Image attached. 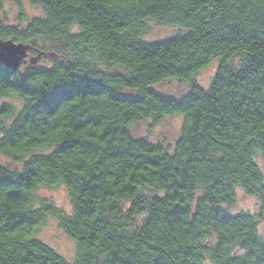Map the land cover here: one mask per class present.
Instances as JSON below:
<instances>
[{
	"label": "clouds",
	"instance_id": "obj_1",
	"mask_svg": "<svg viewBox=\"0 0 264 264\" xmlns=\"http://www.w3.org/2000/svg\"><path fill=\"white\" fill-rule=\"evenodd\" d=\"M190 2L191 0H91V3L88 0H0V41L31 44L33 49L39 48L41 53H54L51 59H42L40 56L36 60V64L47 71L33 72L32 52H29L19 60L9 77L19 79L23 75V83L36 90L37 94L25 95L28 92L21 90L19 93L12 92L13 96L20 95L22 104L12 113L13 118L7 114L0 117V137L11 134L14 122L29 114L25 132L18 136L19 143L23 145L27 141L29 147L18 161L9 163V158L6 157L0 160V164H4L15 176L26 170V161L32 167L48 162L32 159L33 153H43L53 154L49 161L63 168H70L69 158L58 150L61 143H71L74 136L85 141L93 139L113 121H118L122 128L127 129V134L117 132L106 136L103 141L95 140V144L99 145L95 152L82 151L76 145L70 148L73 159L77 162L80 159L85 161V179L88 171H98L101 168H111L113 173L103 180L106 181L104 187L112 188L115 195L105 198L103 191L97 193L94 214L77 215L79 193L74 192L71 186H66L71 193L67 198L71 203L66 201L56 206L51 199H42L41 189L36 186L25 188L26 199L22 200L26 202L19 209H12L19 212L39 209L43 213V220L54 216L64 225L67 229L63 232L64 243L56 248L62 264H81V256L85 252L92 253L93 260L97 262L105 257L111 259L113 253L120 259H125L129 257V249L136 252L141 264H153L155 258L161 255V250L168 253V264H264V141L257 138V142L247 143L256 138L258 131H264V120L253 115L244 123V119L237 114L243 113L245 108H252L251 104L246 103L237 113H232L233 119L240 120L241 127L228 129L227 134L217 138L233 144L234 150L223 149L219 144H213L207 150V155L213 158L221 155L243 158L240 173L228 177L232 186L223 191L212 192L209 188L211 181L189 169V174L194 179L191 195L181 192L185 197L183 202L193 208L196 197L205 191L212 192L213 199L206 200L205 204L219 205L231 214L250 213L249 227L240 228L239 231H226L210 221L198 224L187 235H183L187 225L183 221L170 222L171 218L166 219L163 215L145 226L152 197H164L165 193H171L175 182L183 178L182 171L172 169L161 176L164 163L169 162L165 152L174 157L171 164L184 169L187 167L186 161L193 154V148L199 146L196 143L198 135L205 133V121L197 119V112H203V101L177 109L167 105L162 97L179 98L196 88L212 91L215 87L213 81L218 74L241 72L250 63V54L264 51L245 36L250 32L264 35V0H226L223 7L214 5L211 0H203L195 12L188 14L186 10ZM39 17H44L45 22L38 23L34 19ZM8 25H15V29L5 30L4 26ZM232 25L239 26L242 29L241 36L245 38L226 36L229 31L226 26ZM117 36H127L143 43L158 42L160 46L151 55H137L130 48L117 43ZM158 64L167 65V70L158 69ZM262 77L264 65L245 84L248 88L258 86L259 91L252 94L264 98V83L260 82ZM83 83L98 91L89 94L74 92L51 113L32 112V106L37 103L41 91H51L57 85L78 87ZM3 85L0 82V87ZM149 89H155L160 95H153ZM3 91L8 93L11 89L4 88ZM112 93L134 94L143 97V100L134 105L118 103L113 99ZM2 98L8 99V96L4 95ZM89 115L102 118L103 123L99 128H94L91 123L76 126ZM33 119L36 121L35 125ZM254 124L256 128H253ZM52 126L60 127L59 137L40 143L43 139L41 132ZM85 133L90 135L85 136ZM137 137L161 146L148 153L158 159L163 157L158 166L138 168L137 161H132L131 166H124L117 160H105L102 165L96 164V160L106 150L125 147ZM178 139L181 140L179 145L176 143ZM34 160L36 164L32 163ZM249 161L255 162L260 173L259 179L251 180V183V178L244 179L248 175L244 166ZM129 176L134 178L129 179ZM113 181L116 183L113 184ZM125 184H135V187L124 191ZM246 188L251 191H246ZM5 191L0 189V195ZM113 202H116V207L110 209L109 205ZM177 202L172 200L162 207L171 208ZM141 205L143 211H137ZM101 215H106L113 221L116 231L123 232L125 238L119 241L109 239V228L97 233L94 239L89 238L83 221L91 224ZM190 217L191 212L183 219ZM66 218L77 220V224L66 226L63 223ZM252 220L258 223L252 226ZM137 232H140L143 239L135 235ZM68 233L72 235L69 236ZM220 233L228 235L229 240L217 249L215 246ZM12 235L14 234L0 231V256H12L18 260L24 252L20 250L16 240L10 238ZM253 236L256 243L250 239ZM189 247L191 254L185 255L184 250ZM12 264H16V261H12ZM114 264H119V261H114Z\"/></svg>",
	"mask_w": 264,
	"mask_h": 264
},
{
	"label": "trees",
	"instance_id": "obj_2",
	"mask_svg": "<svg viewBox=\"0 0 264 264\" xmlns=\"http://www.w3.org/2000/svg\"><path fill=\"white\" fill-rule=\"evenodd\" d=\"M48 2V0H45ZM214 5L223 7L226 0H211ZM91 3V0H88ZM203 3V0H191L188 4V9L186 10L188 14L195 12L196 7ZM203 11V9H201ZM211 16V13H209ZM37 22H45L44 17L34 18ZM5 30L15 29V25L4 26ZM229 31L226 36H231L235 38L241 36L242 29L237 25L226 26ZM247 39H252L255 46L264 50V35H257L256 32H250L245 34ZM241 36V38H245ZM117 43L124 47L130 48L132 51L136 52L137 55L143 53L144 56L151 55L156 48L160 46L158 42L143 43L135 41L134 39L128 38L127 36H117ZM29 48L26 50L27 54L33 51L35 54L31 56L32 60V71L33 72H45L47 71L43 66L37 65L36 60L41 56L42 59H51L54 53H41L40 49H33L31 44H28ZM26 54V56H27ZM143 58V56H141ZM250 63L246 65L241 72L237 73H220L216 80L213 81L215 87L212 91H203L202 89L196 88L193 91L187 92L184 96L176 98L173 96H164L162 99L167 105L173 108L183 109L184 107H189L197 101H203V112H197V119L204 120L205 133L198 135L197 144L198 147L193 148V154L190 156L189 160L186 161L187 167L184 169H178L176 165L171 164L170 161L174 158L165 152L168 156L169 162H165L161 169V176L169 171L178 170L183 172V178L181 181L175 182V187L171 193H165L164 197L153 196L149 202V215L145 218V226L150 224L154 219H159L163 215L166 219L171 218L170 222L183 221L187 228L184 229L183 235H187L193 228L198 224H204L210 221H214L215 225L218 227L225 228L226 231L229 229L234 231H239L240 228L249 227L248 221L251 220V214H231L224 210L219 205H208L205 204L206 200L213 199L212 192L223 191L226 187H231V183L228 177L236 175L241 171V164L244 163L241 157H227L221 155L219 157L213 158L207 155V150L213 144H219L221 148L226 150H234V146L228 143L227 140H218L217 138L221 135L227 134L228 129H237L241 127L240 120L233 119L232 113H237V110L242 106L247 104L253 105L252 108H245L243 113H237L244 119V123H247V119L251 116H256L260 120H264V98L256 97L252 93L259 91V87L248 88L245 81L249 77L261 69V65H264V51L259 53L250 54ZM16 68V67H15ZM15 68L7 66L0 63V82L4 85L0 87V98L4 95L13 96L12 92L19 93V90L25 95H36V90L28 88L24 83V76L22 75L19 79H10L9 77L15 71ZM158 69L167 70L168 66L164 64H158ZM135 79V76H133ZM261 83H264V77L261 78ZM14 87V88H12ZM4 88H10L11 91L5 93ZM17 88V89H15ZM98 91L97 88L83 83L81 86H62L57 85L51 91L39 93V99L37 103L32 106V112H48L51 113L55 107L62 101L72 96L74 92L81 94H89ZM153 95H160L155 89L148 90ZM22 104L20 95L14 96ZM113 99L118 103L125 104H136L143 100V97L136 96L134 94L121 95L117 93H112ZM15 108L12 103H1L0 104V117L7 114L10 118ZM30 118L29 114H25L22 119L14 122V127L11 134H6L0 137V153H3L9 158H13L18 161L23 155L27 147H29L28 142L21 145L19 143V135L25 132V123ZM26 121V122H25ZM33 124L36 121L33 119ZM86 123H91L94 128H99L103 123L102 118L89 115L84 121L77 123V127H82ZM256 128V125H253ZM210 129V130H209ZM81 129H77L80 131ZM61 129L59 126L48 127L41 132L43 137L40 143L45 141L55 140L59 137ZM119 132L121 135L127 134V129L122 128L118 121H113L108 126L100 132L99 136H95L93 139L81 140L78 136H74L71 143L65 141L58 146L59 151H63V155L68 157V162L71 164L70 168H63L51 162L53 154H43V153H33L32 159L41 160L44 163H40L37 167L28 166V161L25 162V171L21 173H16L13 176V172L8 169L4 164H0V189H5L3 195H0V231H5L9 234H14L10 238L15 239L20 247V250L24 252L23 256H20L18 260L16 257L0 256V264H12V261H16V264H62V258L60 253L57 252L52 246L50 247L42 239L36 237V231L38 226L44 222L42 219L43 213L39 209H32L27 212L14 211L12 209H19L23 206L26 199L24 195L25 188H35L36 186L42 185H56L62 183L68 193V197L71 193L67 190L66 186H71L74 192L79 193L77 197L80 200V204L77 206V215L86 216L91 215L96 212L97 200L95 199L97 193L103 191V196L109 197L115 195V191L112 188H105L104 184L106 181L103 180L104 177L113 175L111 168H101L98 171H88L86 173L87 179L84 178L85 173V161L80 159L77 162L72 158V153L70 148L74 145L80 146L82 151L95 152L98 150L99 145L95 144V140L103 141L106 136H111ZM85 136H89V133H85ZM257 138L264 141V131H258L256 133V138L248 141L247 143L257 142ZM38 139V138H34ZM230 139V137H229ZM203 142L202 144L200 142ZM179 145L181 140H176ZM160 145L150 144L148 141L143 140L141 137L135 138L129 145L125 147H113L111 151H105L99 159L96 160L97 165H102L105 160L120 161L124 166H131L132 161H137L136 166L138 168L147 169L148 165L156 167L159 165V159L149 155L148 153L160 148ZM33 164L37 162L32 161ZM51 165V166H49ZM244 171H247L248 175L244 179L251 180L259 179L260 173L258 167L255 166L254 161H249L247 165L244 166ZM189 169L196 174H202L205 178L211 181L209 188L212 192L205 191L202 195L196 197V205L193 208L191 205L185 204L183 201L185 199L181 192L188 193L191 195L190 189L193 186L194 179L189 174ZM134 177L129 176V179ZM243 180L241 183L243 184ZM116 182L113 181V184ZM264 186V185H262ZM135 184L123 186V190L127 191L134 188ZM171 187V185H169ZM255 187V185H253ZM246 191H251V189L246 188ZM30 195H35V193H29ZM227 195V193H225ZM42 199H47L41 197ZM172 200L178 201L173 204L171 208L162 207L163 204L171 202ZM71 203V201L69 200ZM135 203V201H133ZM116 207V202L109 205V208ZM119 210V209H117ZM132 210V206H129V211ZM137 211H143V205L140 206ZM191 212L190 219L184 220V216ZM63 223L67 225L75 226L77 220L72 218H66ZM85 227L88 229L87 236L89 238H95L97 233L104 231L105 228L111 229L107 236L109 239L119 241L125 238L123 232H117L116 227L113 226V221L109 220L106 215L97 216L91 224L86 220L83 221ZM258 221L252 220V226H255ZM59 226L65 232L64 225L59 221ZM80 231H83L82 229ZM143 227L141 228V232ZM206 231V229H205ZM69 236L72 233H68ZM135 235L143 239L140 232L135 233ZM231 235V233H229ZM84 237L82 236L81 239ZM175 239V237H173ZM253 243H256L255 237H250ZM229 240L228 235L220 233L219 238L216 242V248L218 249L222 243H227ZM2 246V242H0ZM203 246V245H201ZM154 247V246H153ZM179 250V249H178ZM129 257L125 259H120L112 254V258L109 259L105 257L102 261H94L93 254L89 252L83 253L81 256V264H114V261H119V264H141L139 258L135 251L129 249ZM251 252V249H249ZM185 255L191 254V248L184 250ZM168 253L161 250V255L156 257L153 264H168L167 262ZM236 258V257H233Z\"/></svg>",
	"mask_w": 264,
	"mask_h": 264
},
{
	"label": "rangeland",
	"instance_id": "obj_3",
	"mask_svg": "<svg viewBox=\"0 0 264 264\" xmlns=\"http://www.w3.org/2000/svg\"><path fill=\"white\" fill-rule=\"evenodd\" d=\"M31 52L32 55L35 54L33 51ZM185 94L181 95L180 97L184 96ZM9 102L13 104L15 109L20 106V101L14 96H9L8 99L0 98V104ZM6 157V155L0 153V160H4ZM11 161L15 160L13 158H9V163H11ZM39 188L41 189L42 197L51 199L53 204L56 206H60L66 201L70 203L67 199L68 193L62 183L56 185H42L39 186ZM63 232L64 231L59 226V221L54 216H52L49 219L44 220V222L38 226V230L36 231L35 235L38 239H42L50 247L52 246L56 250L57 247L62 246L64 243Z\"/></svg>",
	"mask_w": 264,
	"mask_h": 264
},
{
	"label": "water",
	"instance_id": "obj_4",
	"mask_svg": "<svg viewBox=\"0 0 264 264\" xmlns=\"http://www.w3.org/2000/svg\"><path fill=\"white\" fill-rule=\"evenodd\" d=\"M29 45L0 41V63L15 68L19 60L27 54Z\"/></svg>",
	"mask_w": 264,
	"mask_h": 264
}]
</instances>
